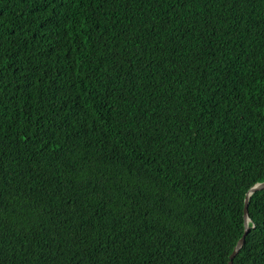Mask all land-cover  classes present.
Wrapping results in <instances>:
<instances>
[{"label": "trees", "instance_id": "16d2710c", "mask_svg": "<svg viewBox=\"0 0 264 264\" xmlns=\"http://www.w3.org/2000/svg\"><path fill=\"white\" fill-rule=\"evenodd\" d=\"M260 181L264 0H0V264H228Z\"/></svg>", "mask_w": 264, "mask_h": 264}, {"label": "water", "instance_id": "95a60500", "mask_svg": "<svg viewBox=\"0 0 264 264\" xmlns=\"http://www.w3.org/2000/svg\"><path fill=\"white\" fill-rule=\"evenodd\" d=\"M263 188H264V181H261V182H257L255 185H253L248 190V195H247V198L245 201V206H244L245 230H244L243 235L237 241V244H236L232 254L230 255L228 264H234V257L236 256L237 252L242 248L243 244L245 243L246 235L248 234V232L250 230L249 221L251 220V218L249 216V209H248L249 196H251V194L254 193L255 191L261 190Z\"/></svg>", "mask_w": 264, "mask_h": 264}, {"label": "bare ground", "instance_id": "6f19581e", "mask_svg": "<svg viewBox=\"0 0 264 264\" xmlns=\"http://www.w3.org/2000/svg\"><path fill=\"white\" fill-rule=\"evenodd\" d=\"M260 182H261V181H260ZM252 194H253V193H252ZM247 195H248V192H247V194H246L245 201H246ZM249 198H250V196H249ZM244 206H245V205H244ZM248 209H249V206H248ZM239 251H240V250H239ZM239 251H238V252H239ZM238 252H237V254H238ZM231 254H232V253H231ZM237 254H236V255H237ZM239 254H240V253H239ZM249 262H250V261H249Z\"/></svg>", "mask_w": 264, "mask_h": 264}]
</instances>
